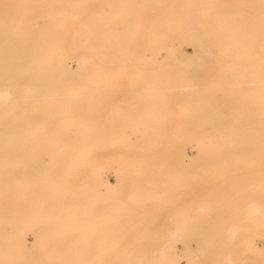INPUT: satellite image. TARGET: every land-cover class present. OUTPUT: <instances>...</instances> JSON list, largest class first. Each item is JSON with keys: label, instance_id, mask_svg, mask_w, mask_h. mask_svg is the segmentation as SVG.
Instances as JSON below:
<instances>
[{"label": "rangeland", "instance_id": "rangeland-1", "mask_svg": "<svg viewBox=\"0 0 264 264\" xmlns=\"http://www.w3.org/2000/svg\"><path fill=\"white\" fill-rule=\"evenodd\" d=\"M174 1L177 0H65L64 12H60L64 23L58 33L48 37L50 43L46 41L47 47L58 49L54 51L59 52L56 55L72 48V39L85 29V18L93 28L101 25L106 30L104 33L113 31L118 35L96 37L104 41L97 43L101 48L88 50L95 70L86 71L84 77L81 73L71 74L72 90L86 92L67 96L70 105L77 104L72 111L61 113L57 107L52 111L44 107L41 111L50 115L51 120H27L25 131L19 133L24 143L31 145L35 139L40 143L45 135L59 136L61 154L54 160L60 163L49 164L52 157L46 152L41 156L45 167L36 173L40 174L41 184H53V180L61 179L65 187L59 199L31 198L17 203L20 199L9 197L0 202L4 206L0 217H5L7 229L22 235L17 239L8 236L6 240L29 241L28 246L8 248L0 264H24L19 256L25 248L27 256H36V259L49 256L47 249H60L50 255L54 259L49 264H103L99 258L120 256L117 250L123 243L137 241L134 248H144L148 242L164 238L170 232L218 233L223 237L230 231L192 226H237L262 207L250 198H259L264 206L263 131L261 138L264 120H241L240 107L238 120L233 116L229 120L224 114L232 112V108L224 111L222 107L215 108L223 97L241 95L243 103L251 100L252 95L246 97L247 88L255 90L259 98L258 89L264 92V52L260 38L249 40V53H243L245 47L238 43L228 44L218 53L211 51L213 44L207 43L193 50L190 41L176 42V38L165 34L178 29L169 25L174 17L168 18V13H180L171 6ZM89 4L93 7H87ZM102 4L103 8H99ZM226 22L234 26L232 19ZM112 23L115 29L110 30ZM121 25L125 26L123 30ZM156 26L160 28L159 34L166 32L164 43L159 44L160 54L157 52L154 56L150 40L154 37L153 31H157ZM166 48H171L170 55L166 54ZM72 57L69 64L76 69L78 61ZM254 80L261 83L251 85ZM136 85L140 87L138 90L133 89ZM208 103L215 106L208 109ZM196 132L201 133L203 141H198ZM175 139L186 147L185 151L167 147ZM69 141L77 147L73 151H68L75 147ZM64 153L68 157L66 163ZM55 169L59 172L55 173ZM96 175L107 177L108 182L101 185L93 182ZM82 188L91 197L83 194L73 197ZM38 190L51 191L50 188ZM247 200L255 202L250 206L251 212L244 210ZM172 201L178 202L168 204ZM13 205L17 207L8 208ZM224 216L229 220L218 219ZM103 224L133 228L115 230L116 243L104 244L111 236L107 234L108 229L101 228ZM148 224L155 229L141 228ZM174 225H179V229H171ZM260 231L263 233L264 229ZM256 235V253L262 255L264 235ZM189 241L190 246L186 240L176 241L180 264H235L214 260V255L204 252L195 238ZM9 253L11 257H7ZM80 256L86 260L68 259ZM151 264L162 263L156 259Z\"/></svg>", "mask_w": 264, "mask_h": 264}, {"label": "bare ground", "instance_id": "bare-ground-1", "mask_svg": "<svg viewBox=\"0 0 264 264\" xmlns=\"http://www.w3.org/2000/svg\"><path fill=\"white\" fill-rule=\"evenodd\" d=\"M140 4L143 5L142 3ZM189 4L204 6H193L190 8L187 6ZM171 6L178 9L180 13H177V15L168 13V18L174 17V19L172 18L173 22L169 23V25H172V28L175 27L178 29L177 31H169L167 33L163 30L165 32L159 34L158 31H160V28L156 26L155 30L157 31H153L152 34L154 37L150 40L151 52L154 56H157L156 54L160 47L159 44L161 42L164 43L165 34L176 38L174 39L176 42L183 40L190 41L193 50L200 49L206 43L213 44L211 51L214 53L222 51L223 48L232 43H238L241 46L244 45L245 48L243 53H249V40L252 37L255 40L260 38L259 43L261 44V51L264 52V12H262L264 11V0H203L194 2L177 0L172 2ZM65 7V0H0V202H4V200L9 197L20 199L17 203L25 202V200L31 198H60L65 187L64 182L58 179L56 182L53 180V184H41L42 182L39 181L40 174L37 175L36 173L37 170H41L45 167L41 156L46 152L50 153L51 155L49 156L52 157L49 158V164L60 163V161L54 160L55 156H60L61 154L60 146L57 142L59 136L45 135L40 143L35 139V142L31 145L25 144V140L19 137V133L25 131V127L28 123L27 120H51L52 117L50 115L41 111L44 107L49 111H52L53 107H57V112L61 113L72 111L77 104L70 105L67 101V96L72 95L73 92H75L74 95H76V92L77 94L86 92L79 91L76 88L72 90V87H70L73 81L71 74L81 73V76L84 77L88 71L95 70L94 67H91L92 53L88 50L101 48L97 43L100 44L104 41H99L96 37L115 38V35H118L114 34L113 31L104 33L106 30H104L101 25H96V27L93 28L91 22L85 18L83 24L85 29L74 41L72 39V48L65 52H60L62 53L60 55H56V53L59 52L54 51H58V49L51 48V46L47 47L46 41L50 43L48 37H52V34L54 35L57 30H60L61 24L64 23L63 14L60 12H64L63 9ZM87 7L91 8L93 4H89ZM99 8H103V4ZM104 8L107 9V5ZM247 9L250 11L247 12ZM206 10L208 11L206 12ZM112 12L115 11L113 10ZM209 12H211V14ZM156 16L158 17V14ZM133 18L135 19V16ZM227 19L228 22L232 19L234 26H229L226 22ZM106 27H108V25ZM109 27L110 30L115 29L114 23L109 24ZM124 27V25H121L120 29L123 30ZM202 39L206 40L202 41ZM52 41H55L54 37ZM84 43L89 44L85 45ZM157 43L158 45L156 47L155 45ZM175 49L177 50V48ZM171 51V48H166V54L170 55ZM72 56H75L73 60L76 59L78 61L76 69H72L71 67L73 65L70 67L69 64L71 63L69 57ZM62 58L64 59L61 61ZM12 63L15 64V67H11ZM82 80H84V78L80 80V84L83 83ZM252 82L254 84L251 85L255 86L261 83L257 80ZM138 88L140 87L137 85L133 87V89L136 90H138ZM258 93L260 98L256 97L255 90L251 91L247 88L245 89V94L246 97L252 95L251 100H246L243 103V96L241 95H239V97H223L218 105L215 106V103H208L206 107L208 109L213 106H215V108L222 107L223 111L232 108V112L228 111L224 114V117L229 120H231L232 116L238 120L239 107L242 108L243 111L241 120H264V92H262V89H258ZM90 96L89 98H91ZM234 108H237V110ZM75 112L78 111L76 110ZM209 113L210 112L206 113L207 116L210 115ZM262 131L264 136V127L261 129V138L263 139ZM196 133H198V141L201 142V133ZM236 138L240 139L241 137ZM69 142L71 143L72 141ZM72 144L75 146L73 142ZM181 144L182 143L175 139L171 141L169 145L167 144V147L172 151H185L184 149L186 147L183 148ZM76 148V146L74 148L71 147L68 151H73ZM242 148H240V150H242ZM66 153H64L65 163L68 161ZM57 169L60 170V168ZM57 169H55V173L59 172ZM99 172L98 170L97 173ZM93 182L101 185L108 181L107 177L96 175ZM89 183L91 184V181H89ZM21 184H25L26 186L20 187ZM19 187L21 190H19ZM28 187L32 189L27 191L26 189ZM9 188H16L17 190H10ZM42 188H50L51 191L43 192L42 190H38ZM82 194L91 197L90 192L88 191L85 193L83 188L80 192L74 194L73 197L79 198ZM250 194L252 195V193ZM228 195H230V193ZM250 199H256L262 207L256 212V215L245 217L243 222L237 226L230 224L192 226L194 229L202 230L214 228L229 230L230 233H225L223 237H220L218 233L177 234L175 232H170L164 234V238H155L153 241L148 242L144 248L140 246L134 248L137 241L126 243L118 241L120 244L123 243L121 246H118L117 250L118 253H121L120 256L115 254L109 257L101 256L99 259L103 264H151V261L156 259L162 264H180L178 258V253L180 252L177 253L175 248L176 241L178 239L186 240L188 243L187 246H190L189 240L195 238L197 244L204 249V252L214 255V260L224 263L233 262L235 264H260L264 262V254L260 252L262 254L260 255L257 252L259 254L257 255L256 251L258 249L256 250L254 237L256 234L264 235V232L262 233L260 231L264 229V206L262 205L263 201L258 200L259 198ZM248 200L244 202V210L251 212L250 206L251 204H255V202ZM176 202L178 201H172L168 204H176ZM15 207L17 206L13 205L8 208L12 209ZM2 208H4V206L0 205V209ZM1 213L4 212H0V214ZM4 219V216L0 217V261H2L4 255H6L8 248L13 249V246L18 245L28 246L29 242H27V240H6L8 236L16 238L22 235L8 230V226H6L3 221ZM218 219L220 221L229 220L227 216ZM104 220H106V218ZM165 227L170 229V226ZM179 227V225H174L171 226V229L175 231L179 229ZM101 228L108 229L110 232H107V234L111 236L109 241L103 243L114 244L116 243L113 238L116 235L114 233L115 230L132 229L133 227L103 224ZM141 228L144 230L155 229V227L150 224L144 225ZM131 235H133L132 232ZM56 249L58 248H55L53 251L47 249V251L50 252V255L60 252V249ZM23 250L24 255L22 253L20 256L18 254V256L24 264H33L35 260H41V262L37 264H49L48 262L54 259V257L50 255L38 259H36V256L33 258L32 256L28 257L26 254L27 248ZM66 251L77 252V250ZM150 252H159L160 254L150 256L147 254ZM11 254L12 253H9L7 257H11ZM144 254L148 256H144ZM68 259L73 261L86 260L85 257L81 256ZM59 260H61V258ZM61 264L63 263L61 262Z\"/></svg>", "mask_w": 264, "mask_h": 264}]
</instances>
